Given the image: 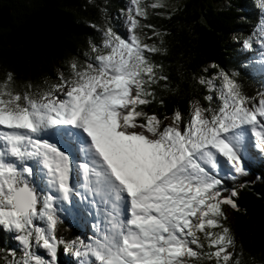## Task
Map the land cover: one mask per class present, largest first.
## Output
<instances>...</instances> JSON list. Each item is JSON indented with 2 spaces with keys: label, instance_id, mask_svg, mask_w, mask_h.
Returning <instances> with one entry per match:
<instances>
[{
  "label": "snow or ice",
  "instance_id": "snow-or-ice-1",
  "mask_svg": "<svg viewBox=\"0 0 264 264\" xmlns=\"http://www.w3.org/2000/svg\"><path fill=\"white\" fill-rule=\"evenodd\" d=\"M88 3L104 19L85 50L39 83L0 79V264H264L230 221L264 163V0L236 67L191 70L171 113L173 33L153 19L182 9Z\"/></svg>",
  "mask_w": 264,
  "mask_h": 264
},
{
  "label": "trees",
  "instance_id": "trees-1",
  "mask_svg": "<svg viewBox=\"0 0 264 264\" xmlns=\"http://www.w3.org/2000/svg\"><path fill=\"white\" fill-rule=\"evenodd\" d=\"M126 3L127 0H96V4L106 6L113 14ZM168 3L182 11L173 22L153 19V23H163L173 33L169 41L170 54L164 61L175 89L165 94L171 113L177 107H188L192 93L187 78L191 70L209 63L226 69L236 67L240 57L233 37L237 33H250L259 24L261 15L256 0H168ZM0 7L13 11L11 27L0 28V79L6 71H11L21 81L41 82L63 61L85 50L87 41L95 35L89 25L102 23L104 19L100 8L89 5L88 0H0ZM47 7L54 8L67 20L66 37L42 57L28 55L22 46L12 48L8 42L10 34ZM245 83L250 85V92L254 91L253 81L247 75ZM257 170L255 182L241 192L242 211L233 210L230 221L245 249L254 253L259 261L264 253V199L257 193H264V182L259 179L264 177V169ZM4 243L5 240L0 239V247ZM60 258L69 264L68 257L61 255Z\"/></svg>",
  "mask_w": 264,
  "mask_h": 264
},
{
  "label": "water",
  "instance_id": "water-1",
  "mask_svg": "<svg viewBox=\"0 0 264 264\" xmlns=\"http://www.w3.org/2000/svg\"><path fill=\"white\" fill-rule=\"evenodd\" d=\"M12 13L7 7H0V28L11 27ZM67 27V20L54 8L47 7L14 30L8 42L12 48L22 46L28 55L42 57L66 37Z\"/></svg>",
  "mask_w": 264,
  "mask_h": 264
},
{
  "label": "rangeland",
  "instance_id": "rangeland-1",
  "mask_svg": "<svg viewBox=\"0 0 264 264\" xmlns=\"http://www.w3.org/2000/svg\"><path fill=\"white\" fill-rule=\"evenodd\" d=\"M257 165L260 166L259 168H262V166L264 167V163H261V162H258ZM251 171H252V175L250 177H248L247 179L249 181H252L251 183H254L257 175H256V171L252 165H251Z\"/></svg>",
  "mask_w": 264,
  "mask_h": 264
},
{
  "label": "bare ground",
  "instance_id": "bare-ground-1",
  "mask_svg": "<svg viewBox=\"0 0 264 264\" xmlns=\"http://www.w3.org/2000/svg\"><path fill=\"white\" fill-rule=\"evenodd\" d=\"M21 20V19H20ZM32 56V55H31ZM33 57H35V56H33Z\"/></svg>",
  "mask_w": 264,
  "mask_h": 264
}]
</instances>
